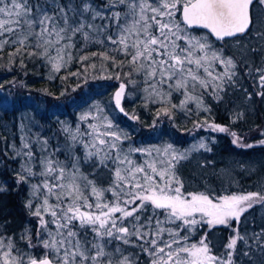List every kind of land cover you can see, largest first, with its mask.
I'll use <instances>...</instances> for the list:
<instances>
[{
    "label": "snow or ice",
    "instance_id": "snow-or-ice-1",
    "mask_svg": "<svg viewBox=\"0 0 264 264\" xmlns=\"http://www.w3.org/2000/svg\"><path fill=\"white\" fill-rule=\"evenodd\" d=\"M257 2L264 6V0ZM253 3L254 0H108L106 7L124 6L127 10L112 11L105 16L88 0H81L78 9L60 3V0H0V53L6 47L11 49L8 52L10 62L14 63V57L20 56L21 67L25 66V54L29 58L36 56L45 59L53 71L59 72L72 60L70 50L76 46L77 34L87 42L92 39L91 31L103 33L115 25V35L109 34L105 39L115 46L111 51L119 53L125 60L118 61L107 51L92 55H99L116 67L122 68L126 64L128 83H136L131 79L133 74L141 76L146 85L145 100L161 104L157 118L162 114L172 119L171 109L185 110L189 100H196L197 107L203 106L202 99L192 96L189 88L194 91L199 85L207 92L211 86V94L219 100L222 97L217 89L224 92L225 78L232 81L235 76L232 71L236 67L234 59L225 56L222 48H214L207 36L194 35L191 30L206 29L218 41L243 35L253 26ZM69 13L87 16L91 21L104 19L109 23L97 26L81 19L72 24ZM257 35L264 37V33ZM88 59L87 55L80 58L81 62ZM215 65L223 67L224 72L217 73ZM256 71L260 73L259 86L264 88V68ZM70 75L79 77L81 74ZM116 78L120 79L119 74ZM84 83H87L86 76ZM126 87L123 81L119 84L113 96L115 108L129 119L139 120L122 105ZM174 91L184 99L169 108ZM257 95L264 97V91ZM93 109L97 113L102 111L99 103H94L88 111L81 113L80 121L95 119ZM204 110L209 109L205 107ZM155 124L153 121V126ZM205 125L212 131L227 132L238 147L255 146L242 143L240 137L225 126L205 121L197 123L196 127ZM88 127L90 132L81 133L77 126L71 139L84 148L83 161L91 164L93 175L101 169L112 173L108 186L98 185L95 179H89L81 172L79 156L73 157L70 169L59 160L47 158L40 161L38 171L22 166L28 176L18 173V182L30 183L29 177L35 176L44 179L31 184V195L39 203L34 206L29 200L25 205L30 214L38 218L36 240L27 233L21 239L29 249L40 247L44 251L33 254L17 248L12 237H0V264H135L119 246L108 249L114 240L139 247L149 257V264H233L232 254L243 237L237 235L230 240L227 245L230 251L224 258L211 252L206 234L191 244L188 243L189 234L198 224H207L210 228L231 226L230 220L239 221L241 215L255 204H264V193L226 195L214 202L211 193L185 192L176 166L188 158L187 152H181L171 144L162 149L129 146L125 151L122 145L130 138L128 133L106 116L102 123H89ZM84 136L88 139H82ZM259 143L264 145V140ZM198 147L211 150L203 142ZM153 152L157 156H153ZM134 153L151 159L136 163L132 159ZM161 155L163 158H159ZM27 156L31 160L33 153L29 151ZM108 192L112 196L110 200L105 197ZM165 223L176 224V227L165 228ZM133 237L141 243L137 245ZM244 255L250 256V253Z\"/></svg>",
    "mask_w": 264,
    "mask_h": 264
},
{
    "label": "trees",
    "instance_id": "trees-1",
    "mask_svg": "<svg viewBox=\"0 0 264 264\" xmlns=\"http://www.w3.org/2000/svg\"><path fill=\"white\" fill-rule=\"evenodd\" d=\"M88 2L105 16H109L112 11L127 10L124 6L113 9L106 7L108 0H88ZM60 3L71 4L78 9L81 0H60ZM257 5L259 3L256 1L253 5L254 10L257 9ZM254 13L253 26L248 34L241 38L215 42L207 34L192 30L194 35L207 36L214 48H223L224 55L234 59L236 67L232 71L235 72V76L232 81H227L225 78L224 92H219L217 89L219 96L222 97L219 100L211 94V86L207 92L199 85L194 91L189 88L192 96L202 99L203 106L197 107L196 100H189L185 110L171 109L174 114L172 119L162 114L157 118L156 113L161 104L145 100L146 85L141 76L133 74L131 79H135L136 83L129 84V78L125 75L129 71L126 64L122 68L116 67L110 61L102 60L99 55H92L107 51L110 55L116 56L118 61L125 60V57L119 53L111 51L112 48L106 43L107 35H115V25L107 32L91 31L92 39L87 42L82 35L77 34L76 46L70 50L72 60L59 72L53 71L51 64L45 59L36 56L29 58L26 54L24 67L20 66V56L14 57L15 62L12 63L8 56L11 49L6 47L5 51L0 53V101H2L0 102V189H3L0 191V237H12L17 248L33 254H42L44 251L40 247L29 249L25 240L21 239V236L27 233L32 235L34 241L36 240L38 218L31 215L25 205L29 200L33 201L34 206L39 203V200L31 195V184L39 183L44 179L35 176L29 177L30 183L18 182V173L28 176L22 166L27 165L33 171H38L41 167L40 161L47 158L59 160L70 169L73 157L79 156L81 172L89 179H95L98 185L108 186L112 173L101 169L96 170L93 175L91 164L83 161L84 148L71 139V134L76 132L77 126L81 133L90 132L88 124L102 123L105 116L116 127L128 133L130 138L122 145L125 151L129 146L162 149L171 144L179 151L187 152L188 158L181 160L176 166V171L184 183L185 192L211 193L214 202L217 198L226 195L264 193V145L259 143L264 140L262 135L264 97L257 95L258 92L264 91V88L259 86L260 73L256 71L258 68H264V37L257 35L264 33V27H256L261 24H257L258 14L254 15ZM69 17L72 24L79 23L81 19L97 26L109 23L99 18L91 21L87 16L81 17L78 13L75 16L69 13ZM99 38L104 41V45L97 42ZM84 55L89 59L81 62L80 58ZM90 64H95V68L88 67ZM214 67L217 73L224 72V68L220 65ZM71 73L81 75L77 77L70 75ZM117 74L120 79L116 78ZM85 76L87 83H84ZM116 80L127 83L125 95H130L131 100L127 101L124 98L122 105L127 112L137 115L139 120L129 119L111 104V92L116 87ZM78 84L80 87H77ZM62 92L64 95H61ZM183 99L179 92L174 91L168 107L171 108V104L179 105ZM94 103L106 106V112L97 113L93 109L92 115L95 119L81 122V113L88 111ZM205 107L209 110L205 111ZM153 121H156L155 126ZM205 121L225 126L231 132H235L240 139L246 138L245 144L255 146L238 147L232 143L233 137L227 132L212 131L207 125L202 128L196 127L197 123ZM244 135L248 137H242ZM82 139L87 140L88 137L84 136ZM201 142L211 150L199 148ZM194 146L197 148L194 149ZM29 151L33 153L31 160L27 156ZM153 156L157 154L153 152ZM159 158H163L162 155ZM132 159L136 163H143L145 159L151 157L134 153ZM105 197L112 199L110 192L105 193ZM52 199L54 201V198ZM262 216L264 217V204L257 203L242 214L238 223H231L229 227L210 228L207 225L202 227L197 225L195 231L189 234L188 243L198 242L206 234V242L211 252L214 255L219 252L223 254L226 240L231 238V229L235 225L240 233L248 236L251 232L261 233L264 229ZM45 218L50 219V217ZM160 219L163 220L164 217L160 216ZM125 223L127 224L128 221L126 220ZM163 226L175 228L176 224L165 223ZM132 239L135 241L134 237ZM245 242L246 245L251 244L250 240ZM135 243L138 245L141 241ZM262 245V242H258L255 247L264 249ZM116 246H119L124 255L129 256L135 264H149V257L139 247L114 240L108 245V249L112 250ZM251 249L253 250L252 246ZM238 253L235 252L233 264L239 263ZM262 256L263 258L257 259L264 264V254Z\"/></svg>",
    "mask_w": 264,
    "mask_h": 264
},
{
    "label": "rangeland",
    "instance_id": "rangeland-1",
    "mask_svg": "<svg viewBox=\"0 0 264 264\" xmlns=\"http://www.w3.org/2000/svg\"><path fill=\"white\" fill-rule=\"evenodd\" d=\"M253 8V7H252ZM257 9H255L254 10V8H253V10H252V15H253V13H254V15H256V14H258L257 15V24H261L260 26H257L256 25V27L257 28H261V27H264V9H262V5H257V7H256ZM202 36H205V35H202ZM101 38V37H100ZM98 39L99 41H103V40H101V39ZM98 43H100V42H98ZM106 43H107V45L109 46V47H111V48H113V47H115L114 45H110V44H108V42L106 41ZM101 44H103L104 45V41H103V43H101ZM223 49V48H222ZM122 81L121 80H116L115 81V85H116V87L114 88V90L111 92V97H110V101H111V104L114 106V104H113V94H114V92H115V90L117 89V87L119 86V84L121 83ZM127 84V83H126ZM125 100H127V101H129V100H131V96L130 95H125ZM124 100V99H123ZM101 106V108H102V111L101 112H106V110H105V108H106V106H104V105H100ZM115 108V107H114ZM242 137H248L247 135H244V136H242ZM244 140V141H243ZM245 140H246V138L244 139V138H241V141H242V143H244L245 144ZM242 216V215H241ZM263 217V216H262ZM264 218V217H263ZM238 223V221H236V220H230L229 221V224H231V223ZM199 226H206L207 224H198ZM208 227H209V225H207ZM216 226H225V225H216ZM213 227H215V226H212L211 228H213ZM226 227V226H225ZM227 227H229V226H227ZM234 229H236V231H234ZM231 233H232V236H231V238L229 237L227 240H226V244L224 245V253L223 254H221V252H219V253H217V255L216 256H221V257H224V258H227V253L230 251L228 248H227V245H228V243L230 242V240L233 238V237H235V236H237V235H239V236H241V237H243L244 239L243 240H238V242H237V245L235 246V251L233 252V254H232V261H234V259H235V252L237 253V252H239L238 253V255L237 256H239V263L238 264H261V262H260V260H258L257 258L258 257H260V259L261 258H263V256H262V254H264L263 252H264V249H262V248H256L255 246H256V244H258V242H262V244L264 245V229L263 230H261L262 232L261 233H257V234H255L254 232H251V234L248 236L247 234H242V233H240L239 231H238V229H237V226L235 225V227H233L232 229H231ZM247 240H250V242H251V244L250 245H246L245 243V241H247ZM219 241V240H218ZM215 243V242H214ZM251 246L253 247V250L251 249ZM242 248H245V249H242ZM245 252H249L250 253V256H245L244 255V253Z\"/></svg>",
    "mask_w": 264,
    "mask_h": 264
},
{
    "label": "water",
    "instance_id": "water-1",
    "mask_svg": "<svg viewBox=\"0 0 264 264\" xmlns=\"http://www.w3.org/2000/svg\"><path fill=\"white\" fill-rule=\"evenodd\" d=\"M257 0H254V3H253V5L255 4V2H256ZM253 7V6H252ZM251 12H252V8H251ZM251 29V28H250ZM250 29H249V31H250ZM193 30H195V31H200V32H203V33H205V34H207L213 41H215V42H223V41H218V40H216L215 39V37L214 36H212L206 29H200V28H196V29H193ZM192 31V30H191ZM248 31V32H249ZM248 32H246L245 34H243V35H237V36H235V37H231V38H226L225 39V41H228V40H233V39H236V38H241V37H244V36H246L247 34H248ZM118 88H119V86L117 87V89L115 90V92L118 90ZM115 92H114V94H115ZM114 94H113V96H114ZM124 99V98H123ZM122 102H123V100H122ZM113 104H114V102H113ZM114 107H115V105H114ZM116 109V108H115ZM117 111H119L118 109H116ZM120 112V111H119Z\"/></svg>",
    "mask_w": 264,
    "mask_h": 264
}]
</instances>
